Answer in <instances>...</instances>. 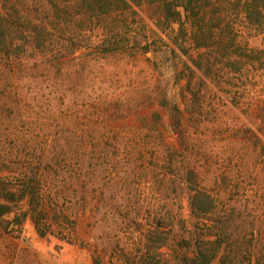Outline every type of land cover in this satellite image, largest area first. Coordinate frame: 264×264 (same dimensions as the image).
Returning <instances> with one entry per match:
<instances>
[{"label": "rangeland", "instance_id": "obj_1", "mask_svg": "<svg viewBox=\"0 0 264 264\" xmlns=\"http://www.w3.org/2000/svg\"><path fill=\"white\" fill-rule=\"evenodd\" d=\"M204 2L220 12L219 33L227 23L233 26L223 31L219 42L228 43L237 36L247 43L246 53L257 51L259 61L241 64L239 73L219 63L213 77L195 73L190 78L187 56L196 58L197 54L189 25L186 37L179 39L176 28L161 23L157 6L133 9L135 13L127 19L126 53L95 50L101 34L94 33L92 47L76 53L69 64V79L57 73V100L52 104L46 101V92L51 90L48 69L35 63V54L27 53L20 74L27 98L39 89L47 91L37 106L29 105L25 124H10L8 129L23 131L27 154L38 155L44 149V155L53 159L41 169L51 174L53 197L64 215L57 219L50 215L44 238L38 236L29 217L21 230L15 224L16 212L0 219V264H92L93 256L102 264H133L152 216L142 212L134 217L132 206L140 200H155L157 177L149 168L153 157L166 148L176 151L173 172L194 166L209 190L224 187L223 178L230 188H240L224 196V201L240 205L250 200L245 194L250 196L257 188L264 191V158L258 147L264 145V32L245 20V0ZM122 19L117 15V20ZM115 98L120 99L122 110L114 116L126 117L112 122V110L99 117L97 107L104 108ZM161 101L180 110V132ZM122 158L125 166L119 169L118 180L109 164ZM97 162L107 170L96 169L98 179H91V168ZM80 171L86 172L84 180L77 176ZM22 210H27L24 203ZM158 210L166 214L161 234L167 238L159 252L162 260H171L172 236L182 234L180 226L189 229L192 224L186 197L170 190ZM260 212L264 218V207ZM172 216H179L180 223L173 224Z\"/></svg>", "mask_w": 264, "mask_h": 264}, {"label": "trees", "instance_id": "obj_2", "mask_svg": "<svg viewBox=\"0 0 264 264\" xmlns=\"http://www.w3.org/2000/svg\"><path fill=\"white\" fill-rule=\"evenodd\" d=\"M142 6H157L161 23L176 28L179 39L186 37L185 27L189 25L197 57L187 56L183 46L178 47L188 57L190 78L195 73L213 77L216 74L213 69L219 63L239 73L241 64L259 61L257 51L251 49L246 53L247 43L239 41L237 36L233 35L228 43L219 42L223 31L233 26L227 23L219 33L220 12L218 8H208L210 5L206 6L204 0H0V219L16 212L15 224L21 230L29 217L38 236L44 238L49 233L50 215L55 219L64 215L53 197L51 174L41 169L43 163L47 166L53 159L44 155V149L38 155L27 154L29 145L24 141L23 131L8 129L12 127L10 124H25L27 108L32 104L37 106L47 91V88L39 89L33 98H27L20 75L27 53L35 54L38 57L35 63L48 69L51 90L46 92V101L52 104L57 100V73L69 79V64L75 61L76 53L92 47L94 33L101 34L95 50L103 48L102 52L110 55L126 53L130 33L127 19L135 13L134 8ZM117 15L123 21L117 20ZM244 17L256 31L263 33L264 0H245ZM120 105L119 98L110 100L104 108L97 107L98 116L104 117L110 110V116H114L122 110ZM161 106L169 109L173 127L180 132L178 107L166 101H161ZM126 115L114 116L112 122ZM258 147L259 156L264 158V145ZM175 153L166 148L153 157L149 170L157 177L153 182L155 200L146 203L140 200L132 206L134 217L138 218L142 212L152 216L148 230L142 235L143 244L137 245L133 264H212L215 260L218 264H264V218L260 212L264 207V191L257 188L250 196L245 194L250 200L244 204L224 201V196L240 188H230L223 178L224 187L209 190L203 186L201 173L194 166L173 172ZM104 165L94 163L91 179L96 178V169L102 173L107 170ZM110 166L115 169L113 177L120 180L119 169L125 166L123 158L110 161ZM84 173L80 171L77 176H83L84 180ZM170 190L186 197L192 224L189 229L180 226L182 234H175L170 240L172 259L162 260L159 251L166 246L167 238L161 234V223L166 214L158 210V205ZM99 193L102 197L103 188L100 187ZM23 203L27 206L25 211ZM171 221L177 225L181 220L172 216ZM58 239L64 241L62 237ZM92 264L102 262L93 256Z\"/></svg>", "mask_w": 264, "mask_h": 264}]
</instances>
